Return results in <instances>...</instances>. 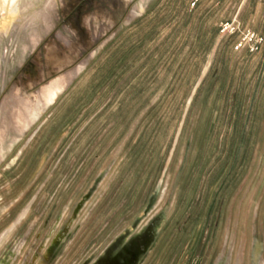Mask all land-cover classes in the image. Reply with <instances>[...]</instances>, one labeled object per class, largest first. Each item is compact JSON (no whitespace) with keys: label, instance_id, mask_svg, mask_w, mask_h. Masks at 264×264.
Returning a JSON list of instances; mask_svg holds the SVG:
<instances>
[{"label":"rangeland","instance_id":"rangeland-1","mask_svg":"<svg viewBox=\"0 0 264 264\" xmlns=\"http://www.w3.org/2000/svg\"><path fill=\"white\" fill-rule=\"evenodd\" d=\"M0 264H264V0H0Z\"/></svg>","mask_w":264,"mask_h":264}]
</instances>
